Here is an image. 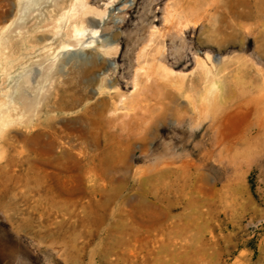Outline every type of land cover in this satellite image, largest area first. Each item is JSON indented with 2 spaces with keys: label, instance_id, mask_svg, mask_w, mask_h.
<instances>
[{
  "label": "rangeland",
  "instance_id": "374dc122",
  "mask_svg": "<svg viewBox=\"0 0 264 264\" xmlns=\"http://www.w3.org/2000/svg\"><path fill=\"white\" fill-rule=\"evenodd\" d=\"M54 1L0 0V29L24 8L38 43L15 37L0 70V264H264V0H91L105 13L85 16L98 33L78 45L64 36L78 20L50 32ZM178 20L190 23L180 56L166 36ZM153 27L147 61L164 46L187 77L144 119L116 109L103 78L131 96L133 42ZM114 42L117 57L104 55ZM208 55L226 61L200 127L186 96L201 97L196 57Z\"/></svg>",
  "mask_w": 264,
  "mask_h": 264
},
{
  "label": "bare ground",
  "instance_id": "6f19581e",
  "mask_svg": "<svg viewBox=\"0 0 264 264\" xmlns=\"http://www.w3.org/2000/svg\"><path fill=\"white\" fill-rule=\"evenodd\" d=\"M90 2L91 0H61V1L55 0L52 3L51 8L48 10L49 20L52 21L51 24H53L52 29H51L52 31L50 32L54 33L53 31L59 30L60 28H62V26L59 25L61 22H67L68 24V22H71L73 21V19H75V20H78V22L75 21L76 22L75 23L73 21L74 22L73 27L68 28L66 26L67 29L66 27H64V30H65L64 36L70 39H74L77 45L83 42L84 36L88 32V30H90L87 26H85V16L88 13L90 14L93 13L96 16H102L105 13V12H101V11H98L96 9L89 7ZM36 5L41 6L40 2H37V1H36ZM171 7H172L171 4H169L167 7L168 12L170 11ZM23 10L24 8L19 9L18 13L14 16V19L10 22V25L4 27L2 30L0 29V70L2 69V67L5 68L4 66L6 65L9 66L10 64L12 65V63H14L13 59L15 57V50L18 48L20 49V44H19L20 42H17L18 37H22V41L26 45H28V43L31 44L29 45L30 49H34L38 46V43H36L34 39L28 41V39L31 38V37L29 38V35H27L29 31L26 30L28 31L26 32L25 27L21 24V22L24 21L25 19ZM206 12L210 13L209 10H206ZM186 22L187 21L185 20L184 21L178 20L176 24L174 25V28L176 29L177 33H172V34L167 33L166 34V36L171 35V37H173L174 40L179 41L180 48L175 51L176 55H179V56L182 54V49L186 48L184 32H185V29H187L190 26V23H186ZM14 25H16V28L14 30H11V28ZM92 25L98 26V21L93 20ZM194 25L196 26L197 23H194ZM150 29H151L149 30L150 38L148 40L144 38H137L133 42L134 45L132 48V53L134 54L133 57H135V60H134L135 74L133 78V83H134L135 91L131 94V96H126L124 93L121 92V89L119 87L120 83L118 81L115 83L107 82V78L106 77L103 78V80L106 81L104 90H107L104 93H107V92L111 93V91H113V93H115L118 96V101H117L118 104L115 105V108L118 109L119 105H121L122 108L128 109V110L129 109L135 110L137 108H141L146 111V115L143 116L144 119L147 118L146 116L149 115L150 113L156 112L159 106L161 107L164 106L163 100L166 98L168 93H170L169 92L170 89L172 91L174 90L178 92L179 94L183 93L184 81L187 77L186 73L177 72L170 67L168 57H167V50L165 49L164 46L159 48V52L153 58L152 63L147 61L146 59L148 57L147 49L148 47H150L151 43L153 42V37L158 33V29H156V27H153ZM90 31L94 35H97L98 33L97 29H91ZM171 31L173 32V29ZM41 32H44V31H41ZM30 33L31 32H29V34ZM7 36H9L8 40H6ZM15 37H17V39ZM48 38L49 37L42 38L44 41H46V43H44L43 45L42 43H40V45H42L40 50L41 52L46 54L45 56H53L55 54V49L51 45L47 44ZM90 45L91 43H88L87 47H89ZM71 46H76V45L75 44H65L63 45V48H70ZM101 48H102L101 52H103L104 55H111L115 57H117L120 51V45L117 42L103 45ZM24 51H29V50L26 49ZM19 59L20 58H18L17 60ZM142 59H144V61H142ZM225 61H226L225 58H217L216 60H214L210 55H208L206 59L196 57L197 68L199 69V74H200L198 76V80H199L198 84L200 86V92H202V95L199 99H195L191 94H188L186 96L189 104L191 105V113H189L190 115L189 119L192 120L193 124L196 126L201 127L207 123H213L214 121L213 111H212V96L214 93V89L216 88V83H215L216 81L214 82V78L217 76L218 72L220 71L219 67ZM0 103L3 104L4 102L0 101ZM15 104H14V107H15ZM160 111H161L160 114H163L166 110L162 107L160 108ZM177 115H178L177 118L179 119L183 118V115H180L179 113ZM169 149L170 151L172 150L171 153H173V151L175 150V149L173 150L172 148H169ZM170 151H166L167 154ZM207 154L208 153L205 152L203 156L206 157ZM168 162L169 161H167V163ZM171 164H174V163L172 162Z\"/></svg>",
  "mask_w": 264,
  "mask_h": 264
}]
</instances>
